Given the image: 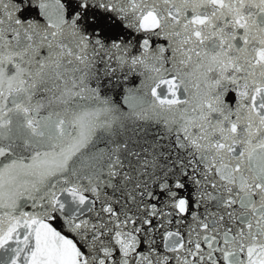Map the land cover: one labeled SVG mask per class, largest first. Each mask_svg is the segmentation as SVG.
I'll return each mask as SVG.
<instances>
[{"label": "snow or ice", "instance_id": "6c2138e0", "mask_svg": "<svg viewBox=\"0 0 264 264\" xmlns=\"http://www.w3.org/2000/svg\"><path fill=\"white\" fill-rule=\"evenodd\" d=\"M0 264H264V0H0Z\"/></svg>", "mask_w": 264, "mask_h": 264}]
</instances>
